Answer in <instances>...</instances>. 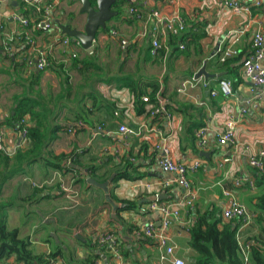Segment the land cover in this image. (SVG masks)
Segmentation results:
<instances>
[{
  "label": "crops",
  "instance_id": "0c3cea01",
  "mask_svg": "<svg viewBox=\"0 0 264 264\" xmlns=\"http://www.w3.org/2000/svg\"><path fill=\"white\" fill-rule=\"evenodd\" d=\"M234 1L247 10L236 13L223 0L117 2L112 8L117 15L107 22L105 30L97 32L92 43L94 65L89 67L75 65L54 32H34L35 45L50 51L44 75L54 79L52 107L65 113L43 158L48 153L73 154L74 165L82 169L59 170L40 160L21 166L22 171L5 184L1 201L6 205L7 227L16 229L35 255L48 264H160L159 248L137 231L148 223L159 228L163 219L160 207L171 206L179 209L168 229L176 246L174 256L186 264L194 263L196 253L189 246L187 228L198 215L221 214L227 201L224 190L254 215L250 225L237 230L238 244L259 236L256 218L264 217V212H253L251 201L264 189L249 186L254 169L248 160L264 151V90L244 77L241 63L252 51L254 34H264V0ZM257 1L261 5L255 6ZM27 2L0 0V132L10 156L26 147L16 149L20 134L9 125L15 102L11 106L8 88L16 78L24 86L30 72H36L24 64L27 52L15 38L22 30L19 20L35 18L33 6L24 5ZM43 3L52 6L55 23L69 22L70 28L83 29L86 14L80 12L78 0ZM131 7L137 10L136 15L129 13ZM153 12L168 19L180 16L186 25L183 33H196L187 39L185 49L170 44L169 35L159 30L156 38L162 47L153 50L152 34L157 26ZM238 31L241 33L235 36ZM197 34L204 36L198 38ZM235 37L237 43L233 42ZM121 41L126 42L124 49ZM226 45L236 48L240 59L220 63L218 57ZM87 54L77 49L76 59ZM203 64L209 77L191 81ZM123 75H131L147 93L151 84H157L158 114L152 115V106L144 102L143 113L136 112L131 91L117 81ZM63 76L68 78L66 84H60ZM220 80L230 81L231 95L219 91ZM182 85L184 92L179 91ZM62 88L69 95L62 94ZM230 121L234 142L219 144L218 136ZM120 125L135 134L123 137ZM199 128L206 129L203 148L195 141ZM156 146L166 147L174 162L198 165L187 175L197 193L193 207L187 205V191L175 183L174 176L159 168L162 153ZM226 158L229 161L223 162ZM122 172L128 178L115 180ZM90 177L98 183L111 181L105 191L88 184ZM236 180L241 186L234 185ZM61 185L71 193L60 192ZM128 202L134 207L129 208ZM152 204L156 208H151ZM105 233L114 234L118 256L96 246V239ZM9 260L16 264L14 257Z\"/></svg>",
  "mask_w": 264,
  "mask_h": 264
},
{
  "label": "built area",
  "instance_id": "2783aa9c",
  "mask_svg": "<svg viewBox=\"0 0 264 264\" xmlns=\"http://www.w3.org/2000/svg\"><path fill=\"white\" fill-rule=\"evenodd\" d=\"M27 4L35 7L37 13L42 12V16L38 21L34 22L32 29H26L28 25V20L26 18L19 20L20 24L25 28L20 33H17L15 38L19 40L25 51L27 52L24 59V64L27 68L33 69L36 72H44L49 67V49L38 48L34 42V31H46L50 34L54 32V37L62 46L68 48V53L72 59L77 58V49L81 48L80 42L75 38H69L63 35L60 31L58 25L53 21L52 18V6L46 5L43 3V0H29ZM223 4L228 8L232 9L236 13H239L242 10H247V7L240 5L234 0H223ZM261 5L260 1L255 2V6ZM137 10L134 7L129 9L130 14H137ZM152 16L156 21V28L152 34V48L157 51L162 47L160 41L156 38L159 34V30L162 35H179L184 32L186 25L184 20L177 16L172 19L165 18L159 15L158 12H153ZM160 27V29H159ZM238 31L235 33V36L240 34ZM233 42H238V37H235ZM126 45L125 41H121L122 49ZM252 51L251 53L242 61L241 68L242 73L245 78H247L255 87H258L264 90V68L262 67V61L264 59V34L259 31L256 32L252 38ZM180 48H183L180 46ZM82 49V48H81ZM87 53L91 55L93 51L90 49L87 50ZM239 51L232 47L231 45H226L221 51L218 59L220 63H225L227 60L232 59L238 56ZM197 79L192 78L191 81H196ZM219 91L224 96H229L232 94V86L228 80H220L218 82ZM180 92H184V85L182 89H179ZM216 93L211 92V95L214 96ZM142 101L144 103H149L148 96H143ZM159 107H151V114L156 115L159 113ZM118 115V113H115ZM29 119L27 116H23L17 123L18 132L20 134V142L16 146V149L27 147L28 145V128ZM234 125L230 121L226 125V130L224 133L218 136V143L222 145L232 144L234 142ZM119 133L123 137H128L134 135L135 132L133 129L128 128L124 125L119 126ZM196 145L198 148H203L207 144L206 138V129L199 128L194 133ZM156 149L161 151L162 155L158 161V166L162 172L173 175L175 183L187 191L186 202L189 207H193V203L196 199L197 193L192 191L190 181L188 180L187 175L198 168L197 164H194L192 167H187L181 163L174 162L170 156L169 150L166 147L156 146ZM0 152L9 155L2 143V135L0 132ZM10 156V155H9ZM229 159L226 158L223 162H228ZM71 163L70 159L62 163V166L68 167ZM249 166L256 170L262 171L264 168V151H260L257 154L252 155L248 160ZM236 187L241 186V181L236 180L234 182ZM36 187H41L40 185H35ZM250 187H254V181H251L249 184ZM60 192L68 194L71 193L68 187L65 185L60 186ZM224 196L227 197L226 205L221 211V218L223 221L229 222L234 221L239 224L238 229H242L251 224L254 219V215L249 213L244 204L239 202L228 190L223 191ZM151 208H156L155 204L151 205ZM163 219L161 226L156 228L153 223H148L137 232L138 234L144 236L146 239L154 242L159 248L158 260L160 264L169 263V264H186L184 260L176 258L174 256V251L176 249L175 244L172 242L171 237L168 234V229L171 225V219L178 217L179 209L172 208L171 206H162L160 207ZM238 233V232H237ZM95 244L99 248H105L106 250L112 252L118 256L117 243L113 233L101 234L95 241ZM256 246L254 241L246 240L244 243L239 244L240 255L244 264H249V255L251 247ZM0 264H14L10 260L2 261ZM56 264V263H52Z\"/></svg>",
  "mask_w": 264,
  "mask_h": 264
},
{
  "label": "trees",
  "instance_id": "16d2710c",
  "mask_svg": "<svg viewBox=\"0 0 264 264\" xmlns=\"http://www.w3.org/2000/svg\"><path fill=\"white\" fill-rule=\"evenodd\" d=\"M90 1H92V3L95 2V0ZM24 5H26L27 8H32L27 3ZM32 9L35 13V18H26L28 20L26 29H32L34 22L38 21L42 16V12L37 13L35 7ZM23 14L26 15L27 13L25 12ZM24 29L25 28L22 26V30ZM190 31H192L191 28ZM32 32L33 35L34 32L49 34L46 31L33 30ZM195 34L196 33L185 34L183 32L179 35L169 34V42L174 46L177 45V48L182 50L186 48L185 44L187 43V39L192 35L195 36ZM196 36L201 38V36L204 35L197 34ZM180 46L183 48H180ZM92 54H87L90 57H85L82 60L75 59L73 63L75 65L83 64L85 67L93 66L94 63L92 60L94 57ZM233 59H240V55L227 60L223 64ZM17 66H19V63ZM30 75L31 76L26 80L24 85L26 93L14 97L15 107L11 110V115H9L8 120L9 125L18 130L16 124L23 116H28L30 125L28 128V145L24 151L19 149L13 156L0 152V262L14 257L16 264H48L42 256L35 255L32 252L27 240L18 237V231L16 229H8L6 222V205L1 201L5 184L22 171L21 166L24 164L29 165L43 160L47 165L55 169H65L66 171L72 170L70 166H61L66 160L70 159L72 164H77L76 157L73 154H60L56 156L48 153L47 157L43 158L45 156L43 154L44 149L47 147L48 142L54 138L53 136L56 130L59 129L57 125L52 126L53 122L51 123L52 117L50 116H53L55 112L51 114V111L47 107L41 106L36 98L27 95L29 93L28 91L32 90L33 86L37 84L41 72L36 73L32 71ZM64 76L61 78L60 84L67 83L68 78ZM117 81L122 87H127L131 91L134 97V108L138 114L144 111L143 96H148V104L156 108L159 107L160 101L157 96V84H151L149 86V93H147L146 90H142L139 87L138 81L131 75L118 77ZM62 94L69 95V91L67 92L65 88H62ZM37 107H40V109H37ZM90 174L92 176L93 172ZM253 177L254 187L264 189V168L262 171L254 170ZM121 178H128V176L125 172L118 173L115 180ZM127 204L129 208L134 207V204L130 202ZM251 205L255 209L253 212H264V192L252 199ZM256 221H258L260 225V234L257 237L248 239L254 241L256 244V246L250 249L249 264H264V217L258 215ZM238 226L239 224L234 221H223L221 216H218V214L216 215L215 212H206L198 215L194 224L187 228L189 233V246L196 253L194 263L190 264H244L237 240Z\"/></svg>",
  "mask_w": 264,
  "mask_h": 264
},
{
  "label": "water",
  "instance_id": "95a60500",
  "mask_svg": "<svg viewBox=\"0 0 264 264\" xmlns=\"http://www.w3.org/2000/svg\"><path fill=\"white\" fill-rule=\"evenodd\" d=\"M81 4L80 12L86 14V22L82 30L72 29L67 24H61L56 21V24L60 28L63 35L69 38H75L80 42L82 50H89L92 47V43L96 37L99 30H105L106 24L113 17L117 15L115 11L112 10L113 6L120 1L129 3L130 0H95L94 3L90 0H78ZM200 77L208 78L209 75L205 71V64L202 65L201 69L195 74L194 78L198 79ZM69 166L73 169L82 170L80 167L70 163ZM87 183L96 186L100 189L106 191L108 182L98 183L93 178H87ZM109 198V196H106Z\"/></svg>",
  "mask_w": 264,
  "mask_h": 264
},
{
  "label": "rangeland",
  "instance_id": "374dc122",
  "mask_svg": "<svg viewBox=\"0 0 264 264\" xmlns=\"http://www.w3.org/2000/svg\"><path fill=\"white\" fill-rule=\"evenodd\" d=\"M44 74L45 72L41 73L37 81V84L33 86L32 90L28 91L29 93L27 92L28 93L27 95L36 98V100L41 106L47 107L51 111L50 112L51 114L55 112V114L53 115L54 117L53 116L50 117H52V121H51V123L53 122L52 126H56V124L59 123L60 117L64 116L65 113H61V111L57 113L56 109L52 107L53 97H54L52 84L54 83V79L47 78ZM21 83L18 82L16 78L14 84L9 85L10 87L8 88L9 89L8 100L11 101L10 102L11 106L15 102L14 99L15 96H20L26 93V91L24 90L25 88ZM37 109H40V107H37Z\"/></svg>",
  "mask_w": 264,
  "mask_h": 264
}]
</instances>
